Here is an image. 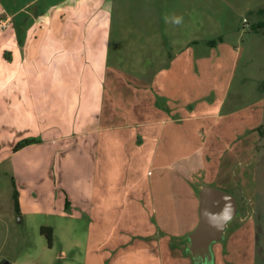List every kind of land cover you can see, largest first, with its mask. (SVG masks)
I'll return each instance as SVG.
<instances>
[{
	"label": "crops",
	"instance_id": "crops-1",
	"mask_svg": "<svg viewBox=\"0 0 264 264\" xmlns=\"http://www.w3.org/2000/svg\"><path fill=\"white\" fill-rule=\"evenodd\" d=\"M114 8L115 0H0L9 20L0 31V177L11 185L0 200L15 207V186L22 218H85L84 264H170L157 248L185 231L177 219L209 171L205 146H225L232 125L219 118L223 96L207 92L212 106L196 109L201 95L184 85V67L167 63L172 49L161 39L153 56L161 49L166 63L122 60Z\"/></svg>",
	"mask_w": 264,
	"mask_h": 264
},
{
	"label": "rangeland",
	"instance_id": "rangeland-1",
	"mask_svg": "<svg viewBox=\"0 0 264 264\" xmlns=\"http://www.w3.org/2000/svg\"><path fill=\"white\" fill-rule=\"evenodd\" d=\"M114 13V30L125 28L114 49L122 60L134 57L137 65L141 63L139 68L166 63L161 49H155L153 56L161 39L172 49L167 63L184 67V85L201 95L196 109L201 112L212 106L205 104L207 92L223 96L219 118H227L232 125L225 146L217 144L215 151L205 146L209 171L194 179L197 200L184 203L177 219L185 231H175L179 234L169 237L172 245L168 249L162 245L155 254L164 262L169 251L170 264H195L186 250L187 234L198 222L197 190L208 182L231 193L239 208L224 239L213 244L214 264H264V26H258L264 22V0H115ZM192 38L197 39L189 41ZM137 80L132 85L139 97L144 94ZM145 91L146 96L150 94ZM124 99L128 101L126 95ZM115 106L122 110L118 103ZM10 187L0 177V199ZM41 224L55 227L52 243L40 232ZM86 239L83 217L22 218L13 201L0 200V263L84 264Z\"/></svg>",
	"mask_w": 264,
	"mask_h": 264
},
{
	"label": "water",
	"instance_id": "water-1",
	"mask_svg": "<svg viewBox=\"0 0 264 264\" xmlns=\"http://www.w3.org/2000/svg\"><path fill=\"white\" fill-rule=\"evenodd\" d=\"M197 195L198 222L187 234L186 250L195 264H214L213 244L224 239L229 222L239 212L238 202L231 193L209 184L201 186Z\"/></svg>",
	"mask_w": 264,
	"mask_h": 264
},
{
	"label": "trees",
	"instance_id": "trees-1",
	"mask_svg": "<svg viewBox=\"0 0 264 264\" xmlns=\"http://www.w3.org/2000/svg\"><path fill=\"white\" fill-rule=\"evenodd\" d=\"M258 26H264V22H260L259 23V25ZM33 141H35V139L34 138H28V139H23V140H21V141H19L16 145H15V147L13 148L14 150H17V149H19V148H21V147H23V146H25V145H27V144H29V143H31V142H33ZM14 188H15V186H14ZM13 198H14V203H15V207H16V210H17V191L14 189V193H13ZM46 228H49V227H45V226H42L41 228H40V232L42 233V234H46V236H47V239H48V241H49V244L51 243L50 241H51V233H47L45 230H46Z\"/></svg>",
	"mask_w": 264,
	"mask_h": 264
},
{
	"label": "built area",
	"instance_id": "built-area-1",
	"mask_svg": "<svg viewBox=\"0 0 264 264\" xmlns=\"http://www.w3.org/2000/svg\"><path fill=\"white\" fill-rule=\"evenodd\" d=\"M7 20H0V28L1 27H6V25H7Z\"/></svg>",
	"mask_w": 264,
	"mask_h": 264
},
{
	"label": "clouds",
	"instance_id": "clouds-1",
	"mask_svg": "<svg viewBox=\"0 0 264 264\" xmlns=\"http://www.w3.org/2000/svg\"><path fill=\"white\" fill-rule=\"evenodd\" d=\"M175 22H176L177 24L180 23L179 18H177V19L175 20Z\"/></svg>",
	"mask_w": 264,
	"mask_h": 264
}]
</instances>
